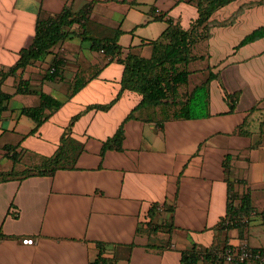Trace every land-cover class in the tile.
I'll return each mask as SVG.
<instances>
[{
    "label": "crops",
    "instance_id": "0c3cea01",
    "mask_svg": "<svg viewBox=\"0 0 264 264\" xmlns=\"http://www.w3.org/2000/svg\"><path fill=\"white\" fill-rule=\"evenodd\" d=\"M89 2L88 34L114 37L121 29V56L152 55L150 41L168 25L156 17L190 28L199 16L188 0H0V88L11 95L0 113V264H91L100 252L107 264H183V252L195 245L264 248L261 215L245 228L220 227L229 180L246 183L253 206L264 209V37L239 46L264 25V0L218 9L211 19L225 22L236 14L234 21L213 26L195 45L203 57L189 65L191 87L205 79L207 66L218 73L209 85L210 115L202 118L165 117L153 106L133 111L142 95L129 89L110 108H89L117 97L124 65L80 37L61 40L44 59L8 73L33 42L39 18L66 5L77 12ZM55 59L61 63L52 78ZM77 76L88 82L68 98ZM20 80L23 92H17ZM41 91L64 104L47 109L48 119L29 134L35 121L22 110L40 105ZM238 91L230 111L226 92ZM77 115L71 136L84 149L75 161L53 174L26 175L41 156L57 151ZM121 126V148L103 150ZM9 146H16L17 162ZM196 264L216 263L205 254Z\"/></svg>",
    "mask_w": 264,
    "mask_h": 264
},
{
    "label": "trees",
    "instance_id": "16d2710c",
    "mask_svg": "<svg viewBox=\"0 0 264 264\" xmlns=\"http://www.w3.org/2000/svg\"><path fill=\"white\" fill-rule=\"evenodd\" d=\"M233 1L235 0H188V2L195 4L199 13V16L191 23L190 28L182 27L179 22H175L171 17H165L164 15L156 17V19H164L168 25L158 38L150 41L153 45V52L150 57H142L133 53L121 56L122 46L118 41L119 36L123 33L121 29L117 31L114 37L95 38L90 36L86 28V21L92 11L93 2L85 4L77 12L72 11L70 6L66 5L61 13L47 15L38 19L33 42L21 50L19 60L10 68L8 73H14L19 68H24L34 61L44 59L61 40L80 37L83 41L89 40L92 49L103 51L109 56V62L118 61L124 65L121 79L122 89L117 97L108 104L92 105L89 108H110L120 98L122 92L125 89H129L137 91L142 95L140 104L133 111L138 110L142 106H153L158 107L165 117H207L210 115L209 85L217 77L218 73L213 72L211 67L207 66L208 73L205 79L201 80L194 87H191V83L193 82L190 81V78L191 74L195 71L190 70L189 65L200 57H203L198 56L194 52V48L199 41L206 40L211 36L213 26L228 24V21H234L236 14L225 22L211 19L218 9ZM75 25L78 27L76 28ZM262 37H264V25L248 33L240 41L239 46ZM60 63L61 60L55 59L53 65L49 68L50 77L53 78L58 75ZM53 67L55 69L51 71ZM87 82V80L77 76L68 98L76 94ZM23 84L24 82L20 80L17 92L25 91L22 87ZM182 89H185L183 97ZM40 96V105L26 107L22 110L23 114H26L35 121V126L29 134L36 133L40 126L48 119L49 114L45 113L47 109L52 112L64 104V101L46 92L41 91ZM239 96V91L233 93L226 92L225 97L229 102L230 111L235 109ZM10 97V94L3 92L0 88V113L6 108L4 101L10 99ZM78 116L72 119L69 127L64 131L57 151L51 156H41L40 164L33 168H28L24 172L26 175L32 173L42 175L53 174L56 170L67 167L72 161H75L76 152L84 149L83 144L71 136L72 125ZM132 117H134V112H131L127 119ZM122 140L123 126L119 128L115 136L105 141L103 150L113 146L121 148ZM16 146L8 147L10 157L14 162H17L19 159V153L15 151ZM14 174L15 171L11 170L6 173V176ZM234 183V181L229 180L228 210L227 215L220 222L221 229L248 227L258 215H261L264 219V209L259 212L253 206L249 189L239 196L240 202L235 204V197L233 196ZM153 209L156 211L165 210L164 205L161 204H155ZM99 245L102 251L104 245ZM218 251L219 248L202 250L195 245L192 250L183 252L182 263L196 264L199 257L206 254V256L211 255L213 263L220 264L217 262ZM91 264H107V258L102 256V252H100L96 260ZM239 264H259V262L255 259H248Z\"/></svg>",
    "mask_w": 264,
    "mask_h": 264
},
{
    "label": "built area",
    "instance_id": "2783aa9c",
    "mask_svg": "<svg viewBox=\"0 0 264 264\" xmlns=\"http://www.w3.org/2000/svg\"><path fill=\"white\" fill-rule=\"evenodd\" d=\"M24 241L26 243H32L33 239H25ZM248 259H255L259 264H264V248H253L244 243L239 246L228 245L217 253L218 263H242Z\"/></svg>",
    "mask_w": 264,
    "mask_h": 264
},
{
    "label": "rangeland",
    "instance_id": "374dc122",
    "mask_svg": "<svg viewBox=\"0 0 264 264\" xmlns=\"http://www.w3.org/2000/svg\"><path fill=\"white\" fill-rule=\"evenodd\" d=\"M76 28L78 27L77 25H75ZM185 89H182V97L185 94ZM234 188H233V196L235 197V204H238L240 202V198L239 196H241L244 192H246L247 187H246V183L241 182L240 180H234ZM256 209H258V207L256 206ZM264 235L261 236L260 239H263Z\"/></svg>",
    "mask_w": 264,
    "mask_h": 264
}]
</instances>
